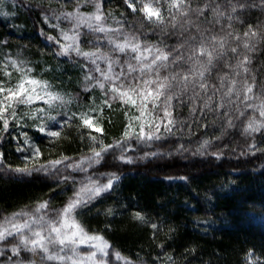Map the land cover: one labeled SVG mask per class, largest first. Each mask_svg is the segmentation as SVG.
<instances>
[{
  "label": "trees",
  "instance_id": "trees-1",
  "mask_svg": "<svg viewBox=\"0 0 264 264\" xmlns=\"http://www.w3.org/2000/svg\"><path fill=\"white\" fill-rule=\"evenodd\" d=\"M97 2L0 0V61L9 57L22 61L32 73L40 74L57 87L65 101L53 107L50 116L55 120L47 119L53 130L60 131L58 138L28 126L24 128L23 138L16 132L14 122L10 121L7 132L0 123V153H3L0 221L14 213L34 212L43 202L48 203L46 214L54 217L89 178L100 183L112 179V189L79 209L77 216L89 233L103 236L111 245L106 258L108 264H125L116 258V253L131 264H264V134L245 133L247 119L252 116L259 119L258 113L246 109L235 96L225 97L227 82L219 91L210 88L207 95L198 88L195 91L200 92L199 96L194 95L191 87L186 92H181L179 87L173 89L175 96L169 110L174 123L170 132L161 125L158 133L161 139L125 141L122 147L104 153L99 163L85 165V171L68 166L91 157V148L98 150L100 141L115 145L123 140L129 118L135 117L127 104L119 99L111 100V94L105 95L112 81L104 80L96 67L107 70L106 61L85 58L74 50L59 54L61 44L71 43L62 39V33L73 34L75 24L66 18V13L78 7L81 13L90 14ZM100 2L106 26L123 31L99 33L81 26L75 29L79 33V48L85 52L99 49L110 56L115 73L122 67L126 72L131 63L137 71L128 76L129 80L143 76L138 70L141 64L133 59L131 52L113 51L109 38L135 35L142 48L152 47V54L145 53V64L155 55L156 48L176 55L175 50L189 32L198 35L193 23L199 25L204 36L224 38L223 51L227 55L214 61L211 73L205 77L210 85H218L225 73L229 79L233 75L236 59L230 47L239 44L240 52L245 53L243 32L249 24H264V0H190L192 9L209 7L203 16L195 12H190L189 17L177 14L175 29L167 12L164 25H149L139 13L131 12L124 0ZM241 3L245 5L242 10L238 7ZM216 5L221 6L224 15L217 16L212 11ZM231 6H237L238 11L232 13ZM229 15L233 16L232 20L228 19ZM186 20L193 23L185 24ZM184 28L187 31L181 35ZM228 32L240 35L241 40L227 36ZM186 47L180 48L185 57L189 54ZM216 47L219 51V44ZM247 54L252 61L248 67L256 79L254 91L264 90V41ZM170 61L171 56L163 62L167 67L159 68L161 77L186 72L192 64L189 61L177 67ZM235 78L240 89L241 77ZM98 82L105 87L101 88ZM126 82L122 77L117 83ZM208 96L212 99L208 100ZM106 99L111 107L105 105ZM88 109L105 112L103 132H91L97 141L89 139L90 129L79 127V118ZM157 109L161 115V108ZM139 124L140 121L133 120L137 132ZM252 144L256 148L250 147ZM32 148H39L41 156L28 160L33 155ZM64 157L68 159L56 169L48 164ZM33 164L46 165L49 171L31 174L15 171L26 165L31 168ZM136 213L143 220L135 219ZM153 224L158 228H152ZM16 243L14 237L0 241V264H11L12 259L29 261L30 252L26 250L19 256L13 255L12 247ZM89 251L81 248V253Z\"/></svg>",
  "mask_w": 264,
  "mask_h": 264
},
{
  "label": "snow or ice",
  "instance_id": "snow-or-ice-1",
  "mask_svg": "<svg viewBox=\"0 0 264 264\" xmlns=\"http://www.w3.org/2000/svg\"><path fill=\"white\" fill-rule=\"evenodd\" d=\"M124 3L131 12L139 13L149 25H164L166 20L165 12H167L173 29L177 27L175 23L177 14L181 17H189L190 12H195L199 16H203L205 10L209 7L204 5L202 8L192 9L190 0H124ZM238 7L242 10L245 5L241 3ZM212 11L217 16L225 14L221 11L220 5L213 7ZM237 11V6H231L232 13ZM66 18L74 20L75 24L72 35L67 32L62 33V39L71 41V43L61 44V52L59 54L66 55L70 50H74L78 55H82L85 58L95 57L106 61L108 64L107 70L101 69L98 65L96 67V71L101 73L104 80L112 81L106 89L105 95L111 94V100L119 99L122 103L131 104L140 112V116L129 118V123L123 133V140L117 141L115 145H104L100 141L98 150L95 147L91 148V157H86L73 165H68L69 167L85 171V165L90 166L91 163H99L103 159L104 153L112 148L122 147L125 141L136 139L143 142L161 139L162 137L158 134L161 125L163 124L165 131L170 132V126L174 123L169 109L175 96L173 89L177 87L180 88L181 92H186L191 87L194 95L199 96L200 92L207 95L210 88L219 91L220 88L225 87L227 82V88L223 95L228 98L235 96L245 104L246 109H251L254 113H258L259 119L255 116L247 119L244 129L245 133L264 134V90L254 91L256 79L248 67L252 61L247 54L255 51L257 45L264 41V24H249L243 32L245 40L242 47L246 50L245 53L240 52L239 44L230 47L229 51L236 59L235 68L227 65L232 68V78L229 79L228 73H225L219 78L218 85H210L205 79L206 74L211 73L214 61L227 55L223 51L225 47L224 38L217 35L204 36L200 32L199 25H195L190 20H186L185 24L193 23L198 35H192L189 32L181 43L180 48L187 46L186 50L189 53L187 57H185V53L180 51V48L175 50L176 55L174 56L171 51L165 52L156 48L155 55L152 56L150 62L144 64L143 61L147 59L145 53L152 54V47L144 46L142 48L135 35L124 36L123 39L109 38V43L113 45V51L121 53L131 52L134 54L133 59L141 64L139 71L143 76L129 80L128 76L137 71V68L131 63L127 65V75L123 67L119 73H115L113 72V61L110 56L100 52L99 49L93 52H85L79 48V33L75 29H79L81 26L99 33L123 31L122 28L106 26V17L102 11L100 0L95 5L94 12L90 14L81 13L77 7L74 12L66 13ZM228 19L232 20L233 16L229 15ZM236 19H239V17H236ZM229 27H231V24H229ZM186 31L187 29L184 28L181 31V35H184ZM226 35L238 42L241 40V36L238 34L234 35L232 32H228ZM49 39L54 38L49 37ZM217 44H219V51L216 47ZM170 56V63L177 67L188 64L189 61H192V64L186 72L177 71L170 76L161 77L159 68L161 66L167 67V64L163 62L169 61ZM96 59H93L92 63H95ZM236 69H239V71H236ZM32 71L31 68L25 67L23 62L17 59L9 57L4 61H0V77H3L0 79V123H2L5 132L9 130L10 121L17 119L18 109L21 106L30 107L36 101H41L48 108H53L58 103L62 104L65 102L62 96L50 91L51 85L47 81L38 80L32 76ZM13 72L17 73L15 82H13ZM109 73H112V75H109ZM122 77L127 82L117 83ZM235 77H241L242 87L240 89L236 87L237 80ZM98 84L101 88L105 87L103 83L98 82ZM197 88L200 92L195 91ZM241 92L243 95H241ZM211 99L212 97L208 96V100ZM256 101H259V103H256ZM229 102L232 101L230 100ZM104 103L111 107L109 99H106ZM149 104H151V109L148 107ZM208 106L207 102H205V107ZM218 107H223V105H218ZM157 108H161L163 116L156 114L155 110ZM46 112L45 108H38L28 115L34 121H44L45 118L55 120V117L46 116ZM240 115L243 116L244 112H240ZM144 117H147V119L139 124V131H135L133 129V120L141 121ZM79 119V127L90 129L89 139L97 141V137L93 136L91 132L102 133L103 129L94 123L96 118L89 113H84L81 114ZM165 120H167L166 123ZM67 123L68 121L65 120L64 124ZM229 123L231 124V121ZM38 131L50 137L58 138L61 135L60 131L48 129L47 124L43 122L38 126ZM204 143L207 144L208 142L205 141ZM250 147L256 148V145L252 144ZM17 150L23 151L22 148ZM32 152L33 155L26 159L33 160L41 156L39 148H32ZM66 159L68 157L49 161L48 164L52 166V169H56ZM2 160L3 153H0V162ZM15 171L31 174L33 171L47 172L49 168L46 165L37 166L33 164L31 168L26 165L16 168ZM112 187V179H108L105 183H100L98 180L89 178L87 183L82 184L78 190L73 192L72 197L54 217L48 216L45 212L48 208L47 202L39 204L34 212L22 211L14 213L11 217H5L0 221V241L7 240L8 237L17 238V243L12 247V253L16 256H19L22 250H26L37 255L40 261H55L57 264H108L106 258L109 255L108 249L111 245L103 236L89 233L79 222L77 216L79 215V209L87 207L95 198L108 192ZM135 219L143 220V217L136 213ZM152 228L157 229L158 226L153 224ZM82 247L89 248L91 251L81 253L79 249ZM115 256L117 259H124L119 253H116ZM30 264H36V261L30 262ZM125 264H131V262L125 260Z\"/></svg>",
  "mask_w": 264,
  "mask_h": 264
},
{
  "label": "rangeland",
  "instance_id": "rangeland-1",
  "mask_svg": "<svg viewBox=\"0 0 264 264\" xmlns=\"http://www.w3.org/2000/svg\"><path fill=\"white\" fill-rule=\"evenodd\" d=\"M165 13H166V12H165ZM85 28H86V27H85ZM71 35H72V34H71ZM145 64H147V63H145ZM140 66H141V65H139L138 70H139ZM109 75H112V73H109ZM32 76H34V77H35L36 79H38V80L47 81L45 78H42V77L40 76V74L32 73ZM2 78H3V77H0V79H2ZM15 78H17V73L13 72V82H15ZM47 82H48V81H47ZM111 83H112V82H111ZM111 83H110V84H111ZM48 84L51 85L50 91L55 92V93H57V94L60 95V93H59V89H58L57 87H55L54 85L50 84L49 82H48ZM137 103H139V101H137ZM127 105H128V107H130V108L132 109V111H133V116H135V117H136V116H140V112L137 111V109H136L135 107H133L131 104H127ZM54 107H56V106H54ZM148 107H149V109H151V104H149ZM38 108H45V109L47 110V112H46V116H50V115H52L51 112L53 111V108H48V106L45 105V104H43L41 101H36V102L33 103L30 107L21 106V107L18 109V116H17V119L14 120V121H12V122H14V123L17 125V131H16V132L19 133V135H20L21 137H23V138L25 137V131H24V128H25L26 126H28V127H32L34 130H37V131H38V126H39L40 123H42V122L47 124L48 129L53 130V129H52V124L47 120V118H45L44 121H40V120H36V121H34L33 119L30 118V116H29L28 114L34 112V110H35V109H38ZM155 112H156V114H158L159 116H163V112H162L161 115H160L158 109H156ZM84 113H89L90 115H92L93 117H95L96 119H95L94 123H96L97 126H100V127L102 126L105 112H103V111H99V110H97V111L95 112V111H93V110L90 111V109H88V110L83 111L82 114H84ZM145 119H147V117L142 118L141 121H140V123L143 122ZM14 129H16V128H14ZM19 157H20L21 161L24 162L25 158H21V157H22L21 154H20ZM79 251L81 252V248L79 249ZM29 258H30V259H29L28 262H27V261H23L22 259H12V260L10 261V263H11V264H30V262H32V261H36V264H48V263H46L45 261H40V260H39V257L34 256L33 253H30ZM118 260H120L122 263L125 262V260H123V259H118Z\"/></svg>",
  "mask_w": 264,
  "mask_h": 264
}]
</instances>
